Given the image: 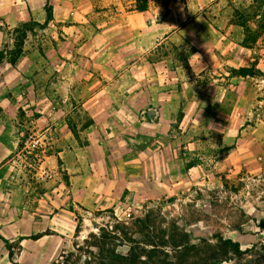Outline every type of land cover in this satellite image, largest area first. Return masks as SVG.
<instances>
[{
  "label": "rangeland",
  "instance_id": "rangeland-1",
  "mask_svg": "<svg viewBox=\"0 0 264 264\" xmlns=\"http://www.w3.org/2000/svg\"><path fill=\"white\" fill-rule=\"evenodd\" d=\"M249 1L0 0V264H51L114 224L104 210L128 225L143 205L190 203L192 243L264 244L263 192L231 194V231L206 191L264 171V42L234 18ZM26 22L44 26L11 66Z\"/></svg>",
  "mask_w": 264,
  "mask_h": 264
},
{
  "label": "trees",
  "instance_id": "trees-1",
  "mask_svg": "<svg viewBox=\"0 0 264 264\" xmlns=\"http://www.w3.org/2000/svg\"><path fill=\"white\" fill-rule=\"evenodd\" d=\"M138 11L148 9V0H135ZM247 6L234 8L235 23L243 28V46L255 45L259 40L264 42V0H250ZM45 12L47 22L52 21L51 6L47 4ZM254 12V15L251 14ZM254 23L255 27L250 24ZM44 25L37 22H26L13 29L20 34V41L15 51L10 52L8 63L14 66L23 54V42L28 33H34L36 27ZM2 52H0V59ZM247 72L250 70L246 69ZM248 75V74H246ZM237 184L223 182L220 187L206 190L208 194L209 214L225 220L231 231H240L245 223V213L240 207L230 203L231 194H238L244 185L249 187L248 194L255 195L259 191L260 200L264 201V171L258 176L248 177L253 183H245V177H238ZM199 196L200 192L194 190ZM126 191L124 192V194ZM169 199L168 202H173ZM179 217L168 218L159 206L143 205L138 214L130 215L129 224L120 223L112 210L101 213H111L109 218L114 224H103L95 233H90L81 243L76 240L73 248L63 251L59 258L51 264H264V244L256 243L244 250L239 242L223 238L221 234H212V238H201L198 243H192L184 225L199 222L202 218L194 216L184 219L192 205L179 203ZM217 209V212H216ZM219 209V210H218ZM220 215V216H219ZM209 217V216H208ZM232 217L231 220L229 218ZM184 221V223H181ZM79 227L75 228V233ZM125 244L127 250L122 251ZM120 246V247H119ZM8 247V246H7ZM18 264V263H15Z\"/></svg>",
  "mask_w": 264,
  "mask_h": 264
},
{
  "label": "crops",
  "instance_id": "crops-1",
  "mask_svg": "<svg viewBox=\"0 0 264 264\" xmlns=\"http://www.w3.org/2000/svg\"><path fill=\"white\" fill-rule=\"evenodd\" d=\"M228 239H231V238H228ZM232 241H235V242H239V240H238V236H235V240H233V239H231ZM239 244H240V242H239Z\"/></svg>",
  "mask_w": 264,
  "mask_h": 264
},
{
  "label": "built area",
  "instance_id": "built-area-1",
  "mask_svg": "<svg viewBox=\"0 0 264 264\" xmlns=\"http://www.w3.org/2000/svg\"><path fill=\"white\" fill-rule=\"evenodd\" d=\"M34 146V145H33Z\"/></svg>",
  "mask_w": 264,
  "mask_h": 264
}]
</instances>
